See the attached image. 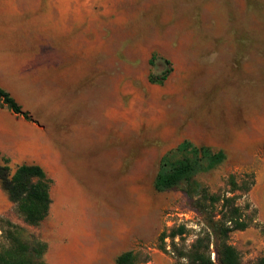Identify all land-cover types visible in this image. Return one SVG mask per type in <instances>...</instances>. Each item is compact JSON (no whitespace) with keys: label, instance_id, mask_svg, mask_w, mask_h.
Returning a JSON list of instances; mask_svg holds the SVG:
<instances>
[{"label":"rangeland","instance_id":"374dc122","mask_svg":"<svg viewBox=\"0 0 264 264\" xmlns=\"http://www.w3.org/2000/svg\"><path fill=\"white\" fill-rule=\"evenodd\" d=\"M0 87L28 115L12 112L26 145L0 150V165H38L51 181L38 226L1 187L0 218L44 243L45 264L130 250L175 264L158 236L184 225L175 243L188 249L200 218L182 188L154 181L183 141L224 153L192 177L210 192L253 174L239 200L252 223L228 243L241 264L264 258V0H0Z\"/></svg>","mask_w":264,"mask_h":264},{"label":"trees","instance_id":"16d2710c","mask_svg":"<svg viewBox=\"0 0 264 264\" xmlns=\"http://www.w3.org/2000/svg\"><path fill=\"white\" fill-rule=\"evenodd\" d=\"M170 72L168 68L151 82L165 80ZM0 107L28 119V115L1 87ZM224 159L225 155L221 151L213 153L209 148H197L183 141L160 160L154 181L156 190L182 188L191 208L200 218L197 236L188 249L179 248V243H175V239L183 241L182 237L187 232L184 225H178L169 232L163 231L158 236V243L163 250L165 239L170 240L175 264H214L208 251L210 245L213 246L218 264H241L237 251L228 243V237L252 223L253 219L246 213L249 205L246 203L243 208L239 200L247 197L253 185V174L230 175L226 189L222 192H210L192 180L195 174L213 169ZM50 184V179L38 165H20L12 174L8 166L0 165V187L28 226L36 227L46 218L50 206ZM44 251V243L23 240L16 225L0 218V264H45ZM148 261L149 255L142 256L130 250L118 255L114 264H142ZM255 264H264V258Z\"/></svg>","mask_w":264,"mask_h":264},{"label":"crops","instance_id":"0c3cea01","mask_svg":"<svg viewBox=\"0 0 264 264\" xmlns=\"http://www.w3.org/2000/svg\"><path fill=\"white\" fill-rule=\"evenodd\" d=\"M12 112L0 109V150L12 152L26 145L24 139V125L20 131L14 128V117Z\"/></svg>","mask_w":264,"mask_h":264},{"label":"built area","instance_id":"2783aa9c","mask_svg":"<svg viewBox=\"0 0 264 264\" xmlns=\"http://www.w3.org/2000/svg\"><path fill=\"white\" fill-rule=\"evenodd\" d=\"M212 256H213V254H212Z\"/></svg>","mask_w":264,"mask_h":264}]
</instances>
